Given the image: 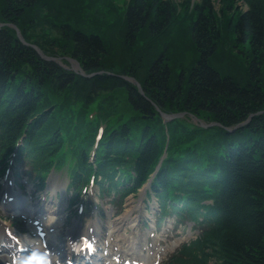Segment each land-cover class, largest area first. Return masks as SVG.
Masks as SVG:
<instances>
[{"label":"trees","instance_id":"16d2710c","mask_svg":"<svg viewBox=\"0 0 264 264\" xmlns=\"http://www.w3.org/2000/svg\"><path fill=\"white\" fill-rule=\"evenodd\" d=\"M239 1L0 0V163L24 136L17 159L41 185L71 159L69 187L93 175L123 198L165 152L152 181L163 208L183 198L187 217H212L166 264H264V0ZM11 24L98 73L42 58ZM157 107L219 124L164 122Z\"/></svg>","mask_w":264,"mask_h":264},{"label":"rangeland","instance_id":"374dc122","mask_svg":"<svg viewBox=\"0 0 264 264\" xmlns=\"http://www.w3.org/2000/svg\"><path fill=\"white\" fill-rule=\"evenodd\" d=\"M124 1L125 0H118L119 4H123ZM173 1L181 2L183 0ZM215 4V6H218L216 0ZM186 37L187 36L184 34L179 35V39L187 45ZM223 61L226 62L228 60L224 58ZM242 61L243 60L238 59L236 63L240 65ZM185 63H191V55L186 56ZM119 100L118 101L121 103V106H118L117 109H121L122 111L125 107L124 99L123 97H120ZM188 121L190 122V120ZM55 174V190L56 194L58 193V197L56 199L53 198L54 202L51 204L56 212L54 216L60 219L55 220L54 227L56 228L55 233L57 236L56 240L52 241V244L57 248L61 244L63 245L56 250L57 253L61 254V259L63 261L67 259L66 253L70 247L68 242V233L71 232V234L77 236L81 232H86L89 225L98 227L100 240H104L106 233H108L107 231L109 226L117 228V231L110 235L113 241L116 240L114 242V246H118L119 244L125 245L126 242L124 241V238H126V234L135 233L137 236H141L144 238L140 242L141 248L145 250L144 253H147L148 251L151 252L155 247L164 248L175 244L172 250L166 249L157 264H162L163 261L172 254V251L185 240V236L187 234L186 228L180 229L181 232H178V230H174L173 228L175 223H171L169 225H163L164 223L160 225L157 224L156 218L152 216L151 211L145 207L147 206V200L149 199L146 200V198H142L140 201L137 195L128 196L121 205L120 208L122 209L119 212V205L109 202L107 198L101 199L95 191L97 190L95 187L93 189L90 188L87 193H83L79 199H70L69 201L70 193H62L59 191L61 187L65 186L67 181L65 169H60L56 171ZM5 180L6 179L0 178V182H3L0 187V193L8 187ZM23 180L24 179H20V181ZM14 189L16 190L15 186ZM49 191L50 190L48 189L37 190L34 185L29 184L22 188L21 193L26 196V200H28L33 209L39 210L49 203L48 199L51 197V193ZM121 216L126 218L125 221H121ZM27 217L28 215H24V218L22 219L20 215H16L12 221H9V224H11L14 228L26 231V233L30 232L31 230L29 225L26 223ZM129 220L131 223L135 222L133 227L129 225ZM186 227L188 228V226ZM116 234L118 235L117 237Z\"/></svg>","mask_w":264,"mask_h":264},{"label":"bare ground","instance_id":"6f19581e","mask_svg":"<svg viewBox=\"0 0 264 264\" xmlns=\"http://www.w3.org/2000/svg\"><path fill=\"white\" fill-rule=\"evenodd\" d=\"M125 217L123 216L121 221H123ZM46 221V222H44ZM130 223V221H129ZM31 229L35 236H30L28 234H23L20 238H17L19 242L14 243L17 246L22 244H28V242H32L35 248L38 250V255L34 256L30 261L26 258L12 257L8 254H0V264H49V260L47 259V242L50 241L56 235V230H53V221L48 217H36L31 220ZM134 225V224H131ZM94 230L92 225H89L86 231ZM97 231V228L95 227ZM113 230V229H112ZM114 231H117V228H114ZM112 231L109 230V233ZM82 232L81 234H84ZM80 234V235H81ZM3 236V231H0V237ZM118 235L116 234V237ZM124 241L125 245H115V241L111 239V237H107L108 240L105 244H103L102 249L97 253V256L103 258V261L100 264H133V261L136 259L137 255H140L142 260V264H154V260L158 259L166 249H170L172 246H167L164 248H153L152 253H144L141 247L139 246V237L136 236L135 233H131L125 235ZM68 238L72 240L74 238L73 234L68 233ZM107 247V248H105ZM16 248V247H15ZM16 250H18L16 248ZM104 250V252H102ZM47 254V255H46ZM138 264H141L140 262Z\"/></svg>","mask_w":264,"mask_h":264},{"label":"water","instance_id":"95a60500","mask_svg":"<svg viewBox=\"0 0 264 264\" xmlns=\"http://www.w3.org/2000/svg\"><path fill=\"white\" fill-rule=\"evenodd\" d=\"M12 26L15 28V30H16V32H17V35H18V37L20 38V40H21L22 42H25V40H24V38L22 37V35H21L19 29H18L15 25H12ZM33 46L36 48V50L38 51V53H39L42 57L47 58V59H52V57H49V56L44 55V54L42 53V51H41L37 46H35V45H33ZM67 58H68V60L71 61V63H72V65H73L74 69L79 70L81 73H83V70L81 69V67H80V65H79V63H78V61H76L75 59H72V58H70V57H67ZM135 82H136V81H135ZM136 83H137L138 86H139V83H138V82H136ZM177 115H181V114H177ZM163 117H164L165 119H168V118H171L172 116H169V115L163 114Z\"/></svg>","mask_w":264,"mask_h":264}]
</instances>
